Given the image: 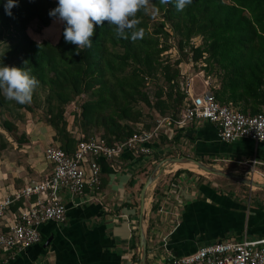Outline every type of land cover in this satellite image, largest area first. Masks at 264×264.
Returning <instances> with one entry per match:
<instances>
[{
    "label": "trees",
    "instance_id": "1",
    "mask_svg": "<svg viewBox=\"0 0 264 264\" xmlns=\"http://www.w3.org/2000/svg\"><path fill=\"white\" fill-rule=\"evenodd\" d=\"M151 1L159 8L160 20L151 26L161 34V42L153 35L136 41L119 37L114 27L104 22L94 26L91 48L77 55L76 46L64 40L62 24L54 43L35 41L26 32L31 20L47 26L52 19L48 13L58 0H17L11 16L4 9L6 0H0V40L7 38L0 50V64L12 61V66L24 68L38 79V87L45 91L44 122L53 131V142L64 152L71 153L77 139L66 129L63 107L81 93L91 97L79 104L77 126L83 132L90 127L101 128L100 135L108 144L126 139L135 131L134 124L141 122L142 112L133 107L134 102L154 110L156 117H177L185 95L177 83L181 60L169 63L160 59L170 47L166 42L169 37L175 39L178 50L189 49L193 63L201 61L207 71L216 72L219 82L211 92L216 101L245 114L262 111L264 0H191L182 11L176 9L175 0L169 4ZM137 18L141 20L138 27L152 20L143 12ZM193 37H199L200 43L193 44ZM155 75L166 88L157 87L151 102L143 83ZM34 92L32 102L36 101ZM6 101L0 93V105ZM30 104L14 101L16 108L27 111L32 110ZM1 125L9 130L14 127L7 120ZM164 137L159 135V141H165ZM18 204L16 201L10 207Z\"/></svg>",
    "mask_w": 264,
    "mask_h": 264
},
{
    "label": "crops",
    "instance_id": "2",
    "mask_svg": "<svg viewBox=\"0 0 264 264\" xmlns=\"http://www.w3.org/2000/svg\"><path fill=\"white\" fill-rule=\"evenodd\" d=\"M25 114L29 115L25 121L20 119L24 114H13V118L18 117V123L22 122L17 125L18 133L23 136L22 144L11 142L7 146L15 147L0 151V200L11 197L25 182L41 179L50 170L43 150L53 142V131L45 122L32 120L28 112ZM162 134L165 141L154 142L149 154L124 151L111 160L100 159L98 191L82 198L60 191L65 207L63 220L40 224V241L15 251L9 258L8 252L0 250V264H129L128 251L138 220L135 216L143 182L141 175L167 154L214 160L229 172L244 171L251 178L256 175L264 179V143L246 138L219 141L214 124L206 120H194L179 128L169 126L159 135ZM190 170H180L178 166L162 170L149 186L148 199L155 205L152 209L151 205L148 207L152 227L146 239L148 257L159 254L161 264H167L173 256L215 241L264 238V202L217 190L212 183L197 182L190 186L188 181L184 183L185 179L191 181V171L196 172ZM35 197L13 200L10 206L16 201L19 204L14 209L9 206L7 215L27 206Z\"/></svg>",
    "mask_w": 264,
    "mask_h": 264
},
{
    "label": "built area",
    "instance_id": "3",
    "mask_svg": "<svg viewBox=\"0 0 264 264\" xmlns=\"http://www.w3.org/2000/svg\"><path fill=\"white\" fill-rule=\"evenodd\" d=\"M183 91L185 95L176 118L157 116L154 124L138 128L124 140L108 144L101 135L77 136L71 153L56 144L47 145L43 158L50 165L49 172L41 179L28 180L18 192L0 200V250L8 252L9 258L15 251L39 242L40 224L64 218L60 191L76 198L98 191L100 159L111 160L124 151L149 154L151 145L166 127L179 128L194 120H206L214 124L219 141L246 138L264 143V108L258 113L245 114L216 101L208 89L194 92L186 84ZM31 195L36 196L33 201L7 215L6 210L13 200ZM167 264H264V238L215 241L173 256Z\"/></svg>",
    "mask_w": 264,
    "mask_h": 264
},
{
    "label": "rangeland",
    "instance_id": "4",
    "mask_svg": "<svg viewBox=\"0 0 264 264\" xmlns=\"http://www.w3.org/2000/svg\"><path fill=\"white\" fill-rule=\"evenodd\" d=\"M51 20H52L51 23L53 24H52L51 29L49 30H47V28L51 24H49L46 27H41L36 20H31L27 24V28H26L27 34L31 38H34L35 40H39V41L49 40L51 43L54 42V40H56L57 38L59 23L56 22L54 18H52ZM159 20L160 19L158 15L155 20L152 19L151 21H148L147 24L140 25L139 27H142L144 31L147 32L145 33V36L153 35V37H157L159 39V42H161V39H162L161 34L160 33L156 34V30L152 29V26H151L152 23H157ZM200 41L201 40L199 37H193L191 39V42L195 45L199 44ZM6 42H7V38H2L0 40V50L1 48L4 47V44ZM166 42L170 47L166 51H163L160 54V59L168 61L169 63L174 62V60L176 59L181 60L179 64L177 65L178 73H179L177 77V83H178V88L180 91L184 92L183 90L186 88V84H188L192 88V90L194 89V92L204 91L207 89L210 92H212L213 89L218 86L219 78L216 76V72L213 69H211L210 71H207V69H205L207 67L205 68L202 67L204 63H202L201 61H197V63H193V61L190 59L191 53L189 49L186 47L181 51L178 50L175 46L176 42L173 37H169V39ZM12 63H13L12 61H9L8 66H12ZM157 87H160V89L164 91L166 88V85L164 84L163 80L161 79L159 75L150 76V77L145 78L144 83H143V91L146 93L148 99L151 102L154 100V92L156 91ZM34 94L36 96V101L30 104V107L33 111H30V110L27 111L23 108H16L14 105V101H11V100H8L4 104L0 105V151L9 150L15 147V145L13 144H11L10 146H7L11 142L22 144L23 136L21 137V134L18 133L17 125L22 124L21 121H25V118L29 119V115H26L25 112L30 113L32 120L35 119L37 121L44 122V117H45L44 107L45 106H44L43 98L45 95V91L38 87L35 89ZM90 97L91 96H88V94L81 93L80 95L74 97L72 101L68 102L63 107V117L66 122V129L73 136L86 135L85 137H88V136H94V135L101 134V128H96V127H90L86 130V132H83V130H81L80 127L77 126V123L75 121V118L77 117L78 111H79V104L82 101ZM133 107L140 109L142 112V116L140 119L141 122L134 124L135 130H137L138 128H142V127L144 128L145 125L151 126L152 124H154V121L156 118V112L154 110L145 106L141 102H134ZM13 114H15L16 116H20L21 114H24V116L20 117L21 121L18 123L17 121L19 120L18 117L13 118ZM4 120L9 121L10 124H12L14 127H11L12 128L11 130L3 127L1 123ZM50 144H57V143L51 142ZM0 157H1V154H0ZM157 162H155V164ZM204 162L211 163L217 168H222L221 166H217L215 164L216 161L214 160H208V161L204 160ZM155 164L150 165L151 168L146 173H142L143 176L141 175L140 180L144 181L146 179V177L148 176V174L150 173V171L152 170ZM175 166L176 165H172V164L165 165L163 166V170H167L168 168H175ZM178 169L183 170V169H186V167L179 166ZM191 170H195L196 172H199V173H196ZM191 170H190L192 172L191 181H189L188 179L184 180V183H187L188 181L189 183L187 184L190 186L197 182L212 183V185L215 186L217 190H222L224 192L230 191L234 193V195L240 198H246L249 200L255 199L257 201L264 202V189L256 188L254 186L249 187L244 184L229 180L221 176L206 173L198 168H191ZM235 174L241 175L246 178H251L250 175L248 173L245 174L244 171H239V172H236ZM195 176H198V178L194 179ZM255 181L262 182L263 179L258 178V180H255ZM137 191L138 189L135 191V194L137 193ZM149 194H150V187L147 189V195L145 194V197H146L145 198V220H144L145 222L143 224V229L145 228L144 231H145L146 239L149 238L152 232V227L150 225V222H151L150 215H148V207H150L151 205L148 199ZM136 215H138V211ZM134 220H136V218H134ZM135 222H136V227L133 229V236H132V241H131L132 243L130 244V247H129L130 250L128 251V253L131 255L129 264H137V260L139 257V247L137 243V222L138 220H136ZM147 247L148 246L146 245V259H145L144 264H152L154 263V261H155V264H158V263L161 264L163 260L160 259L161 256L159 254L157 256L153 255L152 257H148L147 253H149L148 251L150 249L148 247V251H147ZM157 248L158 247H156L155 245V249ZM157 252L159 251L157 250Z\"/></svg>",
    "mask_w": 264,
    "mask_h": 264
},
{
    "label": "clouds",
    "instance_id": "5",
    "mask_svg": "<svg viewBox=\"0 0 264 264\" xmlns=\"http://www.w3.org/2000/svg\"><path fill=\"white\" fill-rule=\"evenodd\" d=\"M173 0H160L161 4ZM191 0H175V7L182 11ZM17 6V0H6V14L12 15L11 9ZM143 12L153 20L159 15V8L151 0H58L56 7L49 11V16L63 27L66 43L76 46V53L91 48L94 26L107 22L114 27L117 36L136 41L142 39L145 31L138 27L141 20L137 14ZM39 86L38 79L21 67L0 64V93L5 99L25 105L32 102L33 92Z\"/></svg>",
    "mask_w": 264,
    "mask_h": 264
},
{
    "label": "water",
    "instance_id": "6",
    "mask_svg": "<svg viewBox=\"0 0 264 264\" xmlns=\"http://www.w3.org/2000/svg\"><path fill=\"white\" fill-rule=\"evenodd\" d=\"M187 162H191L197 168L203 170L206 173L221 176L249 187L254 186L256 188L264 189V179L262 182L255 181L252 178H246L233 172H229L225 169L217 168L211 163H206L187 155L167 156L162 158L153 166L146 179L142 182L138 192L137 243L139 247V257L137 260V264H144L146 259V236L144 231L145 228L143 229V224L145 222V191L158 177L160 172L163 170V166L171 165L174 163L181 164Z\"/></svg>",
    "mask_w": 264,
    "mask_h": 264
},
{
    "label": "bare ground",
    "instance_id": "7",
    "mask_svg": "<svg viewBox=\"0 0 264 264\" xmlns=\"http://www.w3.org/2000/svg\"><path fill=\"white\" fill-rule=\"evenodd\" d=\"M172 165H176V166H185L186 168H188V169H191V168H197L194 164H192L191 162H187V163H181V164H179V163H174V164H172ZM199 169V168H198ZM201 170V169H200ZM203 171V170H202ZM258 176H256V175H253L252 176V179L253 180H258Z\"/></svg>",
    "mask_w": 264,
    "mask_h": 264
}]
</instances>
